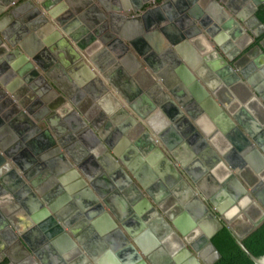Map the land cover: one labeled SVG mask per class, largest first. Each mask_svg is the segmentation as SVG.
<instances>
[{
  "label": "water",
  "instance_id": "obj_1",
  "mask_svg": "<svg viewBox=\"0 0 264 264\" xmlns=\"http://www.w3.org/2000/svg\"><path fill=\"white\" fill-rule=\"evenodd\" d=\"M163 2L166 3L167 1H135L131 5L133 14H136V16L141 14L137 18L141 19L142 16L144 17L141 12L146 8L147 4L156 3L161 5L164 4ZM49 3L50 0L42 3L41 6L35 7L33 14L40 15L37 24L51 22L48 14L53 17L55 22L59 23L60 29L54 31L53 37L65 34L77 42V37L88 36V38H91L93 36L91 31H95L94 34H97L99 29L97 30L95 27L98 26V22H102V26H106V24L103 25L106 22V17L102 13L99 14L101 16L94 18V22L92 20L91 22L85 21L77 12V18L73 12L63 15L51 12L46 13V15L42 8L46 10ZM91 4H93L95 9H98L95 0H91ZM105 8L110 10V7L105 6ZM115 9L113 8V10ZM178 9L180 11V5ZM184 10L187 16L192 14L188 6H185ZM109 13L110 15L116 14L110 11ZM0 15L6 18L15 15V12L3 8ZM171 16H169L170 19L172 18ZM78 18L80 22L77 20ZM194 19L195 21H189V26L195 27L197 18ZM217 20L223 24L226 23L222 18ZM81 21H83V24ZM184 25L186 24H183L182 28L187 27ZM102 28L101 30L104 33L106 27ZM185 29H188V31L186 30L185 35L181 34L182 37L189 35L194 30V28ZM39 34L42 37H46L48 33L46 30H40ZM0 35L4 36L7 39L5 41L15 50L10 56L14 57L11 58L14 59V62L11 60V65L16 69H10L13 71L10 76L8 75L9 79L12 80L11 78H14L15 74L14 70H18L19 74H24L23 78L28 82L30 74H25L32 69L33 64L26 56L16 57L21 54L19 52L21 45L18 43V38L16 40L11 39L4 32H1ZM177 39L180 40V33H177L174 42L171 40L172 45L178 44ZM77 45L81 49V53L74 52L71 63H78L83 69L85 68V82L88 81L92 84L89 93H91L90 96L92 97L90 103L94 107L93 113L101 112L98 119L110 122L115 130V134L112 133L111 136L117 134L121 137L120 143L117 146L114 145V140L107 136L108 131L100 130L98 123L92 120L93 114L91 116L85 115L84 118L81 117L83 110L72 95L64 92L62 101L65 104L60 110L66 113L68 127L73 129V134H77L82 140L85 151L83 155H87L88 158L84 160L83 155L80 158V156L75 157L70 153L66 140L61 139L60 133L52 128L51 119L47 115H43V118L33 115L32 119L28 118L29 120L24 125L25 131L20 134L22 141H19L17 147L13 149L17 150L19 147L24 146L23 141L26 142L27 148L24 154L27 159L25 164L12 158L10 149H6L3 144H0V192L2 194L7 193V195L12 194L21 202L36 197L33 191L41 194L40 190L36 188L37 182L44 181L45 188L50 189L49 193L45 192L42 194L44 199L50 198L59 190H64L66 188L64 184H67L69 179L70 182L68 184L71 189L75 190L79 187H85L86 205L88 208L78 214L82 221L69 226L70 232L78 239L76 230L86 225L89 231L95 230L99 234H106L104 236L105 241L116 252L121 264H213L221 257V253L212 238L222 227H226L234 234L238 244L253 260V264H264V255L256 258L242 243V240L264 221V155L262 154V152L264 153V143L260 142L262 141L261 137L248 130L249 137L244 136L233 121L224 118L226 117L225 114L222 113L221 109L214 106L207 92L203 94L204 99H206L205 104L198 111L193 112L165 81L162 83L167 86L168 92L163 93L164 99L161 98L162 102L159 100L155 101L158 106H162L165 102L173 107L174 112L171 110L168 114L166 113L171 119L162 124L153 122L151 115L149 118L147 116L155 109L153 105H149L145 113L140 112L136 108L137 104L132 100V97L142 92L140 88H137V93L131 92V96H122L126 104L138 114V117L134 116L131 110L118 98L115 99L114 96L108 93V87L104 85L101 78L93 71L92 68L94 66L99 67L101 71L103 70L98 65L96 52H94L93 48L86 50L80 42H77ZM175 48L178 51V46ZM157 57L161 61L162 67L150 65L154 79L152 77L139 79L140 83H143L140 87L144 90H149V92L156 85L154 84L156 78H163L165 72L180 63L175 50L171 47L161 51ZM259 67L261 74L264 76V64ZM233 70H239V75L233 73ZM31 74L35 75L36 73L33 72ZM218 74L223 77L234 94L242 96L241 98H245L244 100H247V102L249 101V106L259 105L258 107L262 111L260 112L261 119L258 120L263 127L264 80L262 79V81L259 78L260 84L256 86L253 83L254 77H251L249 83H251L250 85L253 89L244 88L242 91L237 84H242L240 83L242 78L248 81V77L252 72L246 74L241 71L237 62H232L230 68L226 67L219 71ZM142 75L144 77L143 73ZM139 76L138 74L137 77ZM258 77L260 76L257 75ZM7 80L8 77L2 76L0 73V126L16 111H21V108L32 114V111L27 109V100L20 99L24 91L17 92V90H14V86L18 83L13 81L12 84H7ZM22 86L29 90V87L25 84ZM94 89L95 91L92 92ZM146 93L150 94L148 91ZM36 94V92L30 93L31 96H36ZM170 94L177 98L182 108L176 105ZM65 96L70 99V102L66 101ZM45 109L48 112L51 110L50 106H46ZM226 110L232 112L230 108H226ZM203 113L206 115H203ZM206 116L213 117V123L209 120L206 121L205 119H211L206 118ZM177 117L181 119V125H178L179 128L175 123ZM209 124L210 128L212 127L211 131L214 127H218L220 131L224 130L227 132L232 129L228 133L230 136L241 137L238 148L245 151L247 161H243L241 158L239 161L233 160L224 152L223 148L220 149L214 140L215 136H212L208 129ZM174 126L180 133V146L184 147L187 152L192 150L198 153L206 162L204 171L208 170L211 172L208 175L209 179L216 178V183L213 180L214 184L211 190L204 187L205 185L202 181L204 175L202 176V172L194 170L186 162L187 160L178 154V148L174 150L171 145L164 142L167 148H163L165 151H161L155 147L154 141H151V132L158 139L164 140V135L172 130L171 128ZM49 127L51 128L49 129ZM14 139L15 137L11 141L13 142ZM134 146L139 149L144 148V157L139 155L134 160L131 159L127 151L131 150L130 154L136 153ZM62 149L70 155V162L63 155ZM151 150H154V156L146 157L145 155ZM53 156H56V159L61 160L62 158L65 160V170L69 171L66 176L49 175L46 166ZM186 158L188 159V157ZM130 159L132 160L131 164ZM9 160L14 162L15 166ZM249 164L253 167L252 171L249 169V166H251ZM138 165L147 167L151 177H140L137 171ZM7 170H10V173L4 175L3 172L5 173ZM208 171H206V175ZM211 174H214V176ZM110 179L115 181L117 189H112L111 186L105 188L109 184ZM163 180H165L169 189L158 191L156 186L161 185ZM102 181H105V186L103 187L99 186ZM229 188H232V200L225 207L218 206L215 201L219 194L224 189L228 190ZM125 191L130 194L129 197L132 203L117 211L114 208L116 197L122 196ZM216 193L218 195H215ZM254 213L256 216L259 215V217H252ZM56 216L66 224L67 221L63 219L61 213H57ZM0 221L1 228L10 233L9 236L12 239L11 247L16 258L25 259L26 264H37L34 263V257L38 256L34 247L27 240L24 232L17 228L13 218L10 216V212L2 208L1 204ZM244 225L246 227L240 231L239 228ZM56 231H60L63 236H67L60 225L57 226ZM0 234L3 238L5 237L3 233L0 232ZM145 235L152 237L153 242L147 244L144 240ZM196 244L207 245L208 250L214 254L215 258L207 260L204 257L205 255L195 247ZM72 245L74 246L73 242ZM8 257L10 260H15L10 256ZM200 260L203 262H200Z\"/></svg>",
  "mask_w": 264,
  "mask_h": 264
},
{
  "label": "crops",
  "instance_id": "obj_2",
  "mask_svg": "<svg viewBox=\"0 0 264 264\" xmlns=\"http://www.w3.org/2000/svg\"><path fill=\"white\" fill-rule=\"evenodd\" d=\"M7 1L6 3V0H0V13L3 8H7L14 11L15 15L6 18L0 15V34L4 32L11 39L16 40L18 38V43L21 45L19 50L21 54L16 57L26 56L33 67L25 74H30L28 82L23 78L24 74H19L18 70H14V78L10 80L9 76L13 71L10 69H16L11 65V60L14 62V59L11 58L14 57H11L10 54L15 50L5 41L7 39L0 35V73L2 76L8 77L7 84H12L13 81L18 83L14 86V90H17V92L24 91L22 92V99L25 93H28L27 95H30L31 92L37 93L36 96L30 95L26 103L32 114L20 107L21 111H16L0 126V144H3L6 149H10V155L17 162L25 164L27 159L24 154L27 148L25 141L22 142L24 146L13 150L17 147L18 142L22 141L20 134L25 131L24 125L29 120L28 118L32 119L33 115L42 114L44 110L43 115H47L51 119L52 128L60 133L61 139L66 140L70 153L75 157L80 156V158L85 153L82 140L77 134H73V129L68 127L66 113L60 110L65 104L64 101H61L59 105L50 106V100H62L64 92L70 95L74 93L72 97L75 98L76 103L83 110L81 117L84 118L85 115L91 116L93 114L92 120L98 123L100 130H106L105 121L98 119L101 112L93 113L94 107L90 103L92 97L89 93L92 84L88 81L85 82V68L83 69L78 63H71L74 52L81 53L77 42H80L86 50L93 48L96 52L98 65L103 68L101 71L99 67L93 65V71L108 87V93L114 96L115 99L118 98L131 110L134 116L138 117V114L126 104L123 97L131 96V92L137 93V88H140L143 93H138L137 96L132 97L134 103L137 104L136 108L145 113L149 105H153L155 109L147 115L148 118L151 115L153 122L162 124L171 119L167 114L171 110L173 111V107L165 102L162 106H158L155 101L162 102L161 98L164 99L163 93L168 92L167 86L162 83L165 81L193 112L198 111L205 104L206 99H204L203 94L207 92L214 106L221 109L222 113L225 114L226 117L224 115L223 117L233 121L244 136L249 137L247 130L251 131L256 136H260L262 139L260 142L264 143V126L262 127L258 120L261 119V108L258 107L259 105H254L256 107L249 106V101L247 102V100H244L245 98H241L242 96L234 94L223 77L218 74L222 69L230 68L232 62H237L241 71L246 74L252 72L248 77V81L242 78L240 81L242 84H237L242 91L244 88L253 89L251 83H249L251 77H254L253 83L256 86L260 84L259 78L264 80L259 67L264 64V4L262 0H165L167 2H163L164 4L161 5L156 4L157 2L147 4L141 12L144 14L141 19H137L141 14L137 16L133 14L131 6L133 2L139 0H95L98 9L93 7L91 0H50L48 8L46 10L42 8L45 14L52 12L63 15L73 12L76 16L77 12L85 21L90 22L91 20L95 21L94 18L101 16L99 15L101 13L105 15L106 22L103 25L106 24V26H102V22H98V26L95 27V29H99L97 34H94L95 31H91L93 35L91 38H88V36L77 37V42L63 33L62 36L53 37L54 31H58L60 27L59 23L55 22L49 14L48 17L51 22L37 24L40 15L33 14V10L49 0ZM179 5L180 11L178 9ZM105 6L110 7V10H106ZM185 6H188L192 12L190 16H187L184 10ZM113 8L116 9L113 10ZM109 11L116 14L110 15ZM170 15H172L171 19L169 18ZM193 17L197 18L195 27L189 26V21H195ZM220 18L226 23L219 22L217 19ZM77 20L80 22L79 18ZM81 23L83 24V21ZM183 24H186L184 25L187 26L185 28H194L189 35L184 37L181 34L185 35L188 29L182 28ZM101 27H103L102 29L106 27L104 33ZM40 30L47 31L46 37L40 36ZM177 33H180V40L177 39V45H172V42L176 40ZM176 46H178L179 52L176 50ZM170 47L175 50L180 63L165 72L163 78H156V82H154L156 85H154L151 92L142 89L140 86L143 83H140L139 79L142 80L147 77L154 79L150 65L161 68V61L157 56L161 51ZM33 72L36 74H31ZM239 72V70H233V73L237 75H239ZM138 74L141 77H137ZM257 75L260 77L257 78ZM23 84L29 87V90H26L22 86ZM94 91L95 89L92 92ZM146 91L150 94H147ZM170 97L179 108H182L177 98L171 94ZM65 99L70 102L68 97L65 96ZM46 106H50L51 110L49 112L45 109ZM226 108H230L232 112L227 111ZM43 115L40 117L43 118ZM203 115L206 114L203 113ZM206 118H211L205 119L206 121L214 119L211 116H206ZM236 119L238 120L236 121ZM175 123L179 128L181 125L180 117L176 118ZM211 128L209 124L208 129L211 135L215 136L214 140L219 148H223L224 152L233 160L239 161L241 158L243 161H247L245 151L238 148L241 137L230 136L228 133L232 129L227 132L218 130V127H214L211 131ZM171 129L164 135V140L158 139L151 132V141H154L155 147L161 151L164 150L163 148H167L164 142L172 144L176 149L178 148V154L187 160L186 162L194 170L202 172L204 187L211 190L214 184L213 180L216 183V178L209 179L208 175L211 172L208 170H206L208 174H205V160L198 153L192 150L187 152L184 147L182 148L178 129L175 126ZM107 131L108 134L114 130L107 129ZM14 137L15 139L12 142L11 140ZM120 140L121 137H116L114 145L117 146ZM134 149L137 151L134 154H130L131 150L127 151L132 160L139 155L144 157L143 151L145 150L143 147L139 149L134 146ZM62 153L70 162V155L63 149ZM153 153L154 150H151L145 156L152 157L154 156ZM262 154L264 155L263 152ZM55 157L53 156L46 166L49 175L66 176L69 171L65 170V160L62 158L61 160L56 159ZM87 158V155L83 157L84 160ZM131 159L130 164L132 163ZM9 162L12 161L9 160ZM12 165L15 166L14 162H12ZM249 169H251L250 171L253 170L252 165L249 166ZM137 171L142 178L151 177L150 171L143 165H138ZM8 173H10V170L3 172L4 175ZM211 175L214 176V174ZM58 182L62 183L61 181ZM104 182L102 181L99 186H105ZM68 183L64 184L66 187L64 190H59L46 199L42 197V194L49 193L50 189L45 188L44 181L36 183V188L40 190L41 194L33 191L36 197L29 198L28 201L19 202L12 194L7 195V193L2 194L0 192L2 208L10 212L17 228L24 232L38 255L34 257V263L121 264L116 252L106 243L104 238L106 234H99L95 230L89 231L86 225L76 230L78 239L70 232L69 226L81 223L82 220H80L78 214L82 213L83 210L86 211L88 206L86 205L85 187L74 190L71 189ZM110 186L112 189H117V184L112 179L105 187L109 188ZM156 188L158 191L167 188L165 180ZM231 191L232 188L224 189L219 194L215 201L218 206L225 207L230 203L232 200ZM129 196L130 194L125 191V194L116 197L115 207L121 210L127 205H131L132 201ZM57 213H61L63 219L67 221L66 224L63 220L60 221L56 216ZM109 214L111 215V213ZM58 225L62 227L67 236H63L60 231H56ZM0 232L5 236L3 238L0 234V264H26L25 259L16 258L13 254L10 233L1 228V223ZM151 238L145 235L144 240L149 244L153 242ZM8 256L15 260H10Z\"/></svg>",
  "mask_w": 264,
  "mask_h": 264
},
{
  "label": "trees",
  "instance_id": "obj_3",
  "mask_svg": "<svg viewBox=\"0 0 264 264\" xmlns=\"http://www.w3.org/2000/svg\"><path fill=\"white\" fill-rule=\"evenodd\" d=\"M212 241L221 253V257L213 264H253V260L238 244L234 234L226 227H222L212 238ZM242 243L253 256L262 257L264 255V221L247 235Z\"/></svg>",
  "mask_w": 264,
  "mask_h": 264
},
{
  "label": "flooded vegetation",
  "instance_id": "obj_4",
  "mask_svg": "<svg viewBox=\"0 0 264 264\" xmlns=\"http://www.w3.org/2000/svg\"><path fill=\"white\" fill-rule=\"evenodd\" d=\"M5 19V18H4ZM42 88V87H41ZM74 94V93H73ZM72 94V95H73ZM30 95H27L26 93L24 94V97H23V99H22V96H20V99H22V100H24V101H26L27 100V102H28V97H29ZM75 99V98H74ZM30 100V99H29ZM61 101L62 100H60V99H58V100H56V101H54V100H50V106L51 107H53V106H55V105H59L60 103H61ZM26 102V103H27ZM30 102H31V100H30ZM33 106H36V105H33ZM28 107V106H27ZM182 107V106H181ZM32 108V107H31ZM33 108H35V107H33ZM28 109H29V107H28ZM30 110V109H29ZM45 113V110L43 111V113L42 114H39V115H35L36 117H40V116H42L43 114ZM49 118V117H48ZM106 123V130L108 129H111V130H114L113 128L114 127H112L111 126V124H110V122H105ZM104 131H105V129H104ZM112 133H114L115 134V130L114 131H111V132H109L108 134H107V136L110 138V139H113L114 141H115V139H116V137L118 138L119 136L117 135H115V136H111L112 135ZM111 136V137H110ZM162 140V139H161ZM169 145H171L172 146V144H169ZM173 148H174V150H176V147H174V146H172ZM220 149H222V148H220ZM127 154H128V152H127ZM108 185V184H107ZM106 188V187H105ZM167 188L169 189V187L167 186ZM108 189V188H107ZM166 189V188H165ZM165 189H163V190H165ZM163 190H161V191H163ZM114 208L118 211V209H117V207H115L114 206ZM123 211V210H122ZM252 217H254V218H256V217H259V215L258 216H256L255 215V213L252 215ZM244 227H246V225H244L242 228H239V230L241 231V230H243L244 229ZM135 228H137V227H135ZM195 247L196 248H198V250L200 251V252H202V254L203 255H205L204 257H206V259L207 260H209V259H211V258H215L214 257V254L213 253H211L209 250H208V248H207V245H200V244H196L195 245ZM217 261V260H216ZM215 261V262H216ZM200 262H203V261H201L200 260ZM186 264V263H185ZM187 264H192V263H187Z\"/></svg>",
  "mask_w": 264,
  "mask_h": 264
},
{
  "label": "built area",
  "instance_id": "obj_5",
  "mask_svg": "<svg viewBox=\"0 0 264 264\" xmlns=\"http://www.w3.org/2000/svg\"><path fill=\"white\" fill-rule=\"evenodd\" d=\"M263 4H264V0H262Z\"/></svg>",
  "mask_w": 264,
  "mask_h": 264
}]
</instances>
